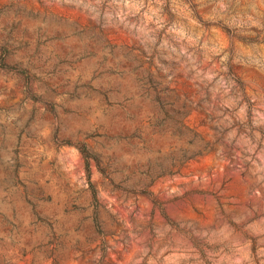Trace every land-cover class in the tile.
<instances>
[{
  "label": "rangeland",
  "instance_id": "374dc122",
  "mask_svg": "<svg viewBox=\"0 0 264 264\" xmlns=\"http://www.w3.org/2000/svg\"><path fill=\"white\" fill-rule=\"evenodd\" d=\"M0 264H264V0H0Z\"/></svg>",
  "mask_w": 264,
  "mask_h": 264
},
{
  "label": "trees",
  "instance_id": "16d2710c",
  "mask_svg": "<svg viewBox=\"0 0 264 264\" xmlns=\"http://www.w3.org/2000/svg\"><path fill=\"white\" fill-rule=\"evenodd\" d=\"M80 154L82 155L84 161H85V168H86V175H87V180L88 183L90 184V188H91V194H92V198L94 201H96V192L93 189L92 185H91V181H90V172H89V165H88V160H93L92 158H90L89 156L86 155L84 150L80 151Z\"/></svg>",
  "mask_w": 264,
  "mask_h": 264
}]
</instances>
